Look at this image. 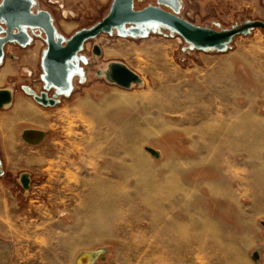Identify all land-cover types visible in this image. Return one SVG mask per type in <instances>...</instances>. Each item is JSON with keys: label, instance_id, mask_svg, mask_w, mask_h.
<instances>
[{"label": "rangeland", "instance_id": "1", "mask_svg": "<svg viewBox=\"0 0 264 264\" xmlns=\"http://www.w3.org/2000/svg\"><path fill=\"white\" fill-rule=\"evenodd\" d=\"M180 1L179 14L199 25L229 29L264 20V0ZM154 2L136 0L135 7ZM33 9L49 10L58 34L69 38L102 21L110 7L34 0ZM146 25L147 36L113 30L87 39L72 75L77 90L69 98L50 90L54 105L36 99L45 89V33L29 29L28 45H5L0 90L14 99L0 107V253L11 250L4 264H76L79 252L94 249L104 250L94 264H264L251 256L256 248L264 255V216L246 215L238 225L239 206L216 198L206 180L218 176V155L220 180L246 174L240 146L255 152L262 144L264 103L255 111L238 106L229 81L232 54L264 63V28L236 34L220 51ZM113 60L130 64L145 83L123 88L98 75ZM89 93L102 101L75 102ZM26 126L48 133L27 143L20 137ZM148 145L164 155L153 156ZM236 196L249 204V194Z\"/></svg>", "mask_w": 264, "mask_h": 264}, {"label": "water", "instance_id": "2", "mask_svg": "<svg viewBox=\"0 0 264 264\" xmlns=\"http://www.w3.org/2000/svg\"><path fill=\"white\" fill-rule=\"evenodd\" d=\"M157 4H149L142 8L135 7V0H113L109 13L102 21L90 28H82L69 38L58 34L53 22L52 14L47 9L34 11V0H2L0 3V24L6 28H0V59L5 55V45L17 41L26 46L32 40L29 29H41L46 36L47 51L42 58L43 79L45 89L36 99L45 105H54L58 99L50 96L49 91L54 89L57 93L70 92L72 90V75L80 70V60L77 58L87 39L95 37L102 32L117 30L121 35L147 36L150 26L144 24H160L182 36L186 42L197 49L224 50L228 47L232 38L241 32L253 27L264 28V20L255 19L246 21L229 29H217L212 26L199 25L179 14L182 7L180 0H157ZM167 5L171 10L164 8ZM127 25H129L127 27ZM1 27V26H0ZM93 51L96 55L103 53L100 44H94ZM98 75L123 88H130L136 84H142V76L127 63L120 60L111 61L106 69H98ZM5 99L0 95V107L11 100V92L3 90ZM40 96H49V101ZM46 135V131L38 127L24 128L20 137L24 142L37 144ZM146 148L154 154L156 149L151 146ZM154 156H156L154 154ZM159 157V156H156ZM26 182V179H25ZM97 253L94 263L103 257L104 250H94ZM254 260H259L260 248H256L252 254ZM80 257V255H79ZM78 257V259H79ZM78 259L76 264H78Z\"/></svg>", "mask_w": 264, "mask_h": 264}, {"label": "crops", "instance_id": "3", "mask_svg": "<svg viewBox=\"0 0 264 264\" xmlns=\"http://www.w3.org/2000/svg\"><path fill=\"white\" fill-rule=\"evenodd\" d=\"M101 5H108L111 6V3L113 0H99ZM167 28V27H165ZM169 29V28H167ZM170 30V29H169ZM172 31V30H171ZM180 38V42H181ZM206 50V49H205ZM205 53L204 58L206 60L211 59V54L207 51H203ZM231 77L229 81L230 87L233 89V98L234 101L238 106L246 107L250 111H255L257 108L259 109L260 103H264V63L261 61H258L257 59H251L246 58L240 53L237 54V58H234L233 54L231 55ZM77 58L80 60V64L83 61L80 57V52L77 56ZM128 64V63H127ZM130 66V64H128ZM82 67V66H81ZM133 68L132 66H130ZM134 69V68H133ZM135 70V69H134ZM138 72V71H137ZM140 74V72H138ZM141 75V74H140ZM142 76V75H141ZM143 78V83H145V79ZM112 84V83H111ZM76 84L72 78V90L70 92H62L60 93V96L64 98L71 97L74 92H76ZM11 92V91H10ZM61 97V98H62ZM60 98V99H61ZM13 95L11 92V100L6 102H12L13 101ZM59 99V102L61 100ZM63 100V99H62ZM102 101V98L99 99L94 98L90 93L86 94L84 96H79L77 99H75V102L78 104H81L83 102H89V103H96ZM20 102V100H18ZM4 103V105L6 104ZM3 105V106H4ZM21 106H24L22 103H18L16 105V109H20ZM15 109V110H16ZM261 109V108H260ZM21 118V117H20ZM4 123L0 124V131L2 129V126H6ZM31 127V126H30ZM46 135L48 133L47 130ZM243 146H240L239 150H242V152H245L243 155L237 156V160H242L248 163V171L244 175H228V180H220L219 174H221V171L224 172V170L221 168V159L219 155L215 158H212V160H209V163L216 166L217 174L218 176L212 177L207 180V183H210L211 188V194H214L216 198L219 200L226 201V203L234 204L235 206H239L238 213L236 214L237 218V224L240 226H244L243 220L244 216L248 215L251 219L256 218L258 215L264 216V129H263V141L260 147L254 152L252 151L248 146V143H242ZM155 148V147H154ZM157 149V148H155ZM160 153V156L164 155V151L157 149ZM251 155H255V158L253 160L250 159ZM248 178L250 184L248 186L244 185H237L236 184V178ZM209 187V188H210ZM238 194H249L250 195V202L248 205L239 203L236 199ZM233 210H236L233 208ZM243 213L242 211H248ZM237 211V210H236ZM234 216V212H233ZM253 229L255 228V225L252 226ZM248 231H252V229L246 225V229ZM264 234V232H263ZM223 233H221V236ZM229 233L226 232L223 237H229ZM260 259L255 260L256 262H259L260 260L264 259V255H262L261 249H260Z\"/></svg>", "mask_w": 264, "mask_h": 264}, {"label": "bare ground", "instance_id": "4", "mask_svg": "<svg viewBox=\"0 0 264 264\" xmlns=\"http://www.w3.org/2000/svg\"><path fill=\"white\" fill-rule=\"evenodd\" d=\"M1 94H2V99H5L3 89L0 90V95ZM40 97H41V99L46 100V101H49V99H50L49 96H46V97L40 96ZM28 127H30V126H26L24 128H28ZM22 130H21V132H22ZM154 154L156 156L160 157V153H159V151L157 149H156ZM154 154H152V155L154 156ZM4 248H5L4 251L2 253H0V264H4L5 263V260H6L7 256L9 255V253L11 251L10 248H8V246H4ZM94 250H83V251L79 252L76 255V257H75V263H76L79 255H80V257L78 259V264H94V261L96 259V255H97V253H93Z\"/></svg>", "mask_w": 264, "mask_h": 264}, {"label": "flooded vegetation", "instance_id": "5", "mask_svg": "<svg viewBox=\"0 0 264 264\" xmlns=\"http://www.w3.org/2000/svg\"><path fill=\"white\" fill-rule=\"evenodd\" d=\"M136 1V0H135ZM157 1V0H156ZM158 2H154V3H152V4H157ZM146 6V5H145ZM164 8H166V9H169V10H171V8L169 7V6H167V5H162ZM142 8V7H141ZM35 12H37V11H35ZM0 28H6V25L4 24V23H1L0 24ZM0 35H4V32H1L0 33ZM14 42H17V41H14ZM10 43V42H9ZM8 44V43H7Z\"/></svg>", "mask_w": 264, "mask_h": 264}, {"label": "built area", "instance_id": "6", "mask_svg": "<svg viewBox=\"0 0 264 264\" xmlns=\"http://www.w3.org/2000/svg\"><path fill=\"white\" fill-rule=\"evenodd\" d=\"M57 2H59V1H57ZM262 110L264 111V104H263V106H262Z\"/></svg>", "mask_w": 264, "mask_h": 264}]
</instances>
